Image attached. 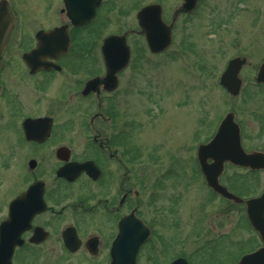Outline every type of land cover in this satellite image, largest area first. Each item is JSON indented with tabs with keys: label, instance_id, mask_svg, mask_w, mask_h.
<instances>
[{
	"label": "flooded vegetation",
	"instance_id": "1",
	"mask_svg": "<svg viewBox=\"0 0 264 264\" xmlns=\"http://www.w3.org/2000/svg\"><path fill=\"white\" fill-rule=\"evenodd\" d=\"M153 3L134 0L125 12L131 26L108 33L122 10L117 0H0L11 22L0 57V264H236L264 246V82L256 80L264 56L227 59L217 75L223 108L182 145L206 203L191 212L187 203L156 202L153 157L141 161L123 95L134 90L145 54L172 47L176 16L190 13L177 8L166 19L161 4L171 40L154 52L147 33L155 36L156 13L141 11ZM109 34L124 36L110 62L102 53ZM233 57L243 59L236 94L226 88L236 89L230 76L220 82ZM213 137L207 164L219 166L222 152L248 154L244 164L220 163L217 182L236 199L204 183L197 152ZM221 222H232L230 231Z\"/></svg>",
	"mask_w": 264,
	"mask_h": 264
},
{
	"label": "rangeland",
	"instance_id": "2",
	"mask_svg": "<svg viewBox=\"0 0 264 264\" xmlns=\"http://www.w3.org/2000/svg\"><path fill=\"white\" fill-rule=\"evenodd\" d=\"M133 1L117 0V7L122 10L120 15H111L116 23L109 24L108 33L122 32L131 26L132 16L125 12ZM152 1L163 5L166 19L181 2ZM175 25L172 47L165 54H145V67L140 70L134 90L124 91L123 102L128 114L125 119L137 121L138 131L133 139L143 150L141 161L147 154L153 157L147 167L154 169L156 202L187 203L192 212L195 205L198 208L199 203H206L207 194L190 160L185 167L182 145L187 142L190 146L188 141L197 127L203 126L206 133L210 120L223 108L224 96L217 75L227 59L242 55L254 64L264 56V0H201L194 12L176 16ZM130 39L138 38L133 35ZM243 96L242 92L237 101ZM144 162L147 165V160ZM4 172L1 159L0 183ZM146 178L147 173L141 175L144 181ZM210 203H216L215 199ZM238 214L236 208L234 214L225 215ZM220 224L224 232L232 227V222ZM235 250L231 247L228 254Z\"/></svg>",
	"mask_w": 264,
	"mask_h": 264
},
{
	"label": "water",
	"instance_id": "3",
	"mask_svg": "<svg viewBox=\"0 0 264 264\" xmlns=\"http://www.w3.org/2000/svg\"><path fill=\"white\" fill-rule=\"evenodd\" d=\"M194 2H195V0H188L187 4L184 5V8H185L184 10H189L190 8H192ZM151 7H153V6H151ZM155 11L157 12L156 22L157 23L159 22V26L156 27V30L154 32L155 36L151 37V42L153 45L152 49L157 51V50L162 49L164 46H166V44H168L169 33L167 32L163 23L160 20L158 9L155 8ZM6 24H9L8 17L6 15L0 13V54H1V49H2L3 42H4V36L3 35L5 33L4 29H5ZM159 33H160V36H158ZM115 39H117V36H108L105 39V42L103 45V54L105 55V58L108 60V62H110L112 60L113 56L115 55L113 52H110L111 49L117 48L115 43L112 42ZM241 62L242 61H239L238 59L230 60L228 67L225 71V74H227V75L229 74L230 78L233 79V77L235 76V73L237 71V68ZM225 74L223 76H225ZM257 79L264 81V63L259 68V71L257 74ZM221 126H223V124ZM233 135H235V130H233ZM231 140L233 141V139H231ZM231 142H230V144H231ZM236 142H237V139L235 137V145H233V144H231V145L236 147ZM215 145H217V141H216V139H213L208 144L201 145L199 147V150H198V157H199V161H200L205 179H206L208 185L211 186L213 189H215L221 193L227 194L231 198H234L233 195L227 193L222 187H220L217 184L216 177H217V174L220 170V163H221L222 158H229L230 160H232L234 162L241 163L244 160V158L246 157V155L241 154L239 151H238V153L235 152L237 154H232V153L223 154L224 152H222V156L218 160L219 166H215V164H206V156H210V157L214 156L213 150L215 147H217ZM226 151H228V150H226ZM230 151L234 152L232 149ZM58 174H63V169H60ZM263 236H264V233H263ZM238 264H264V247L257 250L256 252H254L252 254L245 255L244 257L241 258V260L239 261Z\"/></svg>",
	"mask_w": 264,
	"mask_h": 264
}]
</instances>
